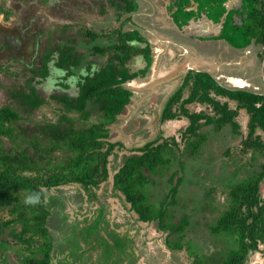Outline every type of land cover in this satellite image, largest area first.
Segmentation results:
<instances>
[{"label": "crops", "instance_id": "1", "mask_svg": "<svg viewBox=\"0 0 264 264\" xmlns=\"http://www.w3.org/2000/svg\"><path fill=\"white\" fill-rule=\"evenodd\" d=\"M64 1L56 0L57 4L63 5ZM246 1L135 0L136 10L125 14L118 12L110 4L97 11L96 0H78L82 5L79 8L74 6L68 12L53 7L49 11L45 5L40 12V23L46 27L47 32L38 33L39 53L44 60L50 56L46 63L48 75L43 81L52 79L54 89L45 87L46 94L42 95L45 93L43 85L38 88V92L49 101L53 96L75 98L79 93L78 85L81 78L87 74L93 75L107 65L109 55H93L90 49L94 45L87 50L80 46L92 44L81 36L86 30L110 36L97 39L98 45L110 46L118 43L120 38L115 34L117 31L129 36L126 44L132 54L123 65L125 73L122 86L130 92V101L109 126V133L112 128L120 129V136L122 134L128 136L130 132H123L120 125L115 122L121 121V126H124L133 120L132 125L135 129L132 128L131 133L138 132V127L139 129L144 127L146 129L143 132L146 133L147 141L139 140L134 148L128 147L129 144L113 142L110 138L109 141L119 144L120 149L123 151L126 149L124 152L128 153L131 148L137 150L148 143H170L172 150L170 160L164 167L153 171L156 176H150V180L156 181V186H150L148 193L154 200L159 199V195L163 196V199H168L170 189L174 187L175 192L169 198L171 201L169 213L174 221H185L187 214L195 215L198 210L199 213L203 212V218L196 217L204 221V234L207 238V243L200 253L201 258L205 257L203 254L205 249L213 250L210 257L224 252L227 246L221 248L219 244L217 247L213 245L220 239L230 240L235 250L237 249L234 239L224 233H213V226L231 207L232 187L245 184L264 169V153L256 155L250 152L245 155L242 152V144L248 132V115L244 109L239 110L233 126L218 128L213 122L215 113L211 103L217 101L221 105H227L229 110H234L237 107L235 102L210 93L209 101L201 100L204 97L200 94L193 102L184 104L191 97L192 79L198 73L207 74L224 90L264 95V45L259 44L256 38L251 41L247 39L249 31L246 25L249 23V16L246 12L248 11ZM261 1L264 9V0ZM17 3L19 4L18 0ZM9 11L13 15V9ZM0 12L4 11L0 8ZM44 38L45 41H42ZM63 46L75 48L74 53L80 56L81 62L80 66L72 69V74L67 77V71L55 66L59 58L58 47ZM5 48L13 51L9 44H6ZM4 53L6 51L0 47V56ZM0 66V82L3 79L6 81L1 82L0 91H6L5 88L10 87L8 78L14 73L9 64ZM30 77L31 74L24 79L27 81ZM177 95H180L179 101L172 109L175 115L163 120L167 103ZM194 115L200 116L198 138L185 136L191 123L190 117ZM91 119L95 122L96 116L93 115ZM256 134L264 143V132L257 130ZM194 140L202 141L197 149H194L196 145ZM174 142H178L177 150L173 147ZM197 159L199 162L207 160L218 165L215 175L211 174L209 179L204 176L200 178L202 181H208L207 194L202 189V186L206 185L205 182L200 184L194 178L195 175L193 176L194 173L196 176L198 174V177L203 175L194 167L197 166ZM254 160L255 164L250 166L249 162ZM243 168H249L250 171ZM188 171L190 173L186 176L185 173ZM183 179L186 180L183 183L186 185L180 186ZM225 183L231 184L225 187ZM158 186L162 190L166 188V192L161 194L162 190L158 189ZM260 190L264 196L262 184ZM192 194L198 196L195 197L197 201L187 204L186 198ZM136 226L139 227V224ZM175 234L180 237V233ZM167 236L168 233L165 239ZM217 259L223 260L220 256ZM245 264H264V246L259 245L256 250L251 251L246 257Z\"/></svg>", "mask_w": 264, "mask_h": 264}, {"label": "trees", "instance_id": "2", "mask_svg": "<svg viewBox=\"0 0 264 264\" xmlns=\"http://www.w3.org/2000/svg\"><path fill=\"white\" fill-rule=\"evenodd\" d=\"M107 2L125 14L136 10L135 0ZM245 6L249 16L247 39L251 41L256 38L259 44L264 45L263 3L261 0H247ZM115 34L120 38L118 43L110 46L96 44L91 48L93 55H109L105 68L93 75L83 76L75 98H51V102L60 106L56 108L60 112L58 122L28 128L24 124L29 122L28 117L21 116L18 110L9 105L0 107V264H51L54 244L49 239L47 225L50 190L74 185L85 196L94 197L96 190L108 184L110 157L120 147L109 141V126L128 105L131 95L122 86L123 65L132 54L126 44L129 36L122 35L120 31ZM83 36L92 44L101 37H110L91 30H86ZM58 51L55 66L67 71V77L72 74V69L80 66V56L74 53L75 48L69 46L58 47ZM49 59L50 56L39 69L31 67L26 88L12 94L11 99L28 116L50 102L36 89L48 75L46 63ZM210 93L221 95L237 105L236 109L229 110L227 105L213 99L211 106L216 126H233L239 110L244 109L248 115V132L242 152L245 155L250 152L262 155L263 139L256 132H264V95L227 91L218 87L207 74L198 73L192 79L191 97L184 104L193 102L200 94L204 97L201 100L209 101ZM179 98L180 95H177L167 103L163 120L175 115L172 109ZM93 115L96 116L95 122L91 121ZM199 117H190L191 123L185 136L198 138ZM194 142V149L202 144V141ZM167 149H170L168 142H163L148 143L133 150L138 154L128 158L113 175L111 191H122L129 210L137 216V222L154 225L157 232L168 233L166 246L178 250L182 244L172 242V237L175 233H183L184 228L179 224L184 220L175 225L169 213V198L175 192L174 187L170 189L168 199L160 200L158 206H151L156 199L150 202L148 193L150 186H156V181L152 182L150 176H156L154 172L157 168L164 167L170 160L172 150ZM261 184L264 187V169L245 184L233 188L230 209L213 226L215 233L228 235L237 246L223 264H245L251 251L259 245L264 246V196L260 190ZM30 198H36L37 202L26 203ZM182 236L180 234V240Z\"/></svg>", "mask_w": 264, "mask_h": 264}, {"label": "rangeland", "instance_id": "3", "mask_svg": "<svg viewBox=\"0 0 264 264\" xmlns=\"http://www.w3.org/2000/svg\"><path fill=\"white\" fill-rule=\"evenodd\" d=\"M18 1L19 4L17 0H0V8L4 11L0 12V47L3 51H6L0 56V65L9 64L14 73L8 78L10 87H6V91H0V107L9 105L13 109L18 110L21 116H26L29 119V122L24 124L28 128H32L36 127L37 124L58 122L60 117V112L56 111L58 105L54 102H48L37 112L28 116L11 99L15 91H21L28 85L24 78L31 74L29 65H34L39 57L40 34L38 33H41V31L43 33L47 32L46 27H43L40 23L42 6H47L49 11L53 7L62 8L64 12H68L74 6L79 8L82 4L78 0H65L63 2L65 3L64 5L57 4L56 0ZM105 4L106 0H96L97 11L102 6L104 7ZM11 9H13V15L9 11ZM81 36L83 37V34ZM42 41H45V38ZM6 44L13 47L12 52L5 48ZM95 44H97V39L93 44L80 46L82 49L87 50ZM8 59H12V61L8 62ZM50 73L52 72L50 71ZM23 75L25 76L24 78ZM1 82L5 83L6 81L3 79ZM43 82L36 89L44 85L45 93L42 95H45L47 91L45 87L54 89V86H52V79L50 78ZM120 122L117 121L115 124L120 125L123 132H130V134L128 136L127 134L120 136L121 130L112 128L109 133L111 141L122 145L129 144L128 147L132 148L136 147L139 140L147 141L146 133L143 132L146 128L141 127L139 129L138 127V132L131 133L132 128L135 129L132 125L133 120H130L124 126H121ZM139 123L143 125L142 122ZM176 136L173 135V137ZM176 146H178V142L173 144L174 149L177 150L178 147ZM168 147H170V143H168ZM132 148L128 153L124 152L126 149L123 151L119 147L112 154L109 163V180L111 182L95 191L96 196L94 195V197L96 198L85 196L82 190L74 185L50 190V215L47 225L49 239L54 244L51 264H222L228 260L232 256L235 247L230 243V240L221 239L217 240V243L213 245L217 247L219 244L221 248L227 246L224 252L221 251L219 254L210 257L213 250L211 248L205 249L203 254L207 258L204 256L201 258L200 253L207 243V238L204 234V221L199 220L203 218V212L199 213V210L195 215L187 214V219L179 224L180 227L183 226V231H185V235L180 233L181 235L183 234L182 240H180L178 234L172 237V242H178V245L182 244L178 250H172L166 246V234L157 232L154 225L136 223L137 216L129 210L125 197L121 193L122 191H117V189L114 192L111 191L113 175L125 165L128 158H133L134 155L132 153L135 154V152H131L134 150ZM221 149L223 148L221 147ZM197 161V166L194 167L203 175L198 177V174L197 176L195 173L192 174L193 176L195 175L194 178L200 184L205 182L206 185H203L202 189L207 194L209 192L208 181H202L200 178L204 176V178L209 179L211 174L215 175L218 165L207 160L199 162V159H197ZM249 164L250 166L254 165L255 160L254 162L250 161ZM244 169L250 171L249 168ZM146 172L149 173L148 170ZM188 173L190 172L188 171L185 175L188 176ZM231 177H233V174ZM185 181L183 179L180 186H185L186 184H183ZM230 184L225 183L224 185L228 187ZM235 187L236 185L232 188ZM107 188L108 192H106ZM158 189L162 190L160 186H158ZM165 192L166 188L161 191V194ZM193 194L190 196V200V197L188 198L185 195L187 204L189 202L196 203L197 199L195 197L198 198V196ZM159 196V199L151 203V206H158L159 200L162 201L163 199V196ZM149 201L153 202L154 200L149 197ZM200 214L201 216H199ZM196 217H199V219H196ZM179 221L181 222V220ZM179 221L172 220L174 224H178ZM208 222L210 223V221ZM136 224H139V227ZM213 233L215 232L213 231ZM199 246L202 248L200 249ZM219 256L223 260L218 261L219 259L217 258Z\"/></svg>", "mask_w": 264, "mask_h": 264}, {"label": "flooded vegetation", "instance_id": "4", "mask_svg": "<svg viewBox=\"0 0 264 264\" xmlns=\"http://www.w3.org/2000/svg\"><path fill=\"white\" fill-rule=\"evenodd\" d=\"M109 3H107L106 2V4L104 5V6H106V5H108ZM103 7V6H102ZM42 56H41V54H39V57L37 58V62L34 64V65H32V66H30L29 64V68H31V67H34L35 66V68L36 69H39L42 65H43V61H44V59H42L41 58ZM10 61H12V59L10 60ZM26 78V77H25ZM173 220V219H172Z\"/></svg>", "mask_w": 264, "mask_h": 264}, {"label": "clouds", "instance_id": "5", "mask_svg": "<svg viewBox=\"0 0 264 264\" xmlns=\"http://www.w3.org/2000/svg\"><path fill=\"white\" fill-rule=\"evenodd\" d=\"M37 202L36 198H30L28 201H26V203H35Z\"/></svg>", "mask_w": 264, "mask_h": 264}]
</instances>
